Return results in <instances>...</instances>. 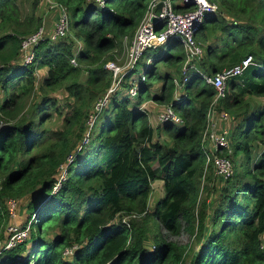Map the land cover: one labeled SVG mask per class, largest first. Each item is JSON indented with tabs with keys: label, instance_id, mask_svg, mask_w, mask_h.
Listing matches in <instances>:
<instances>
[{
	"label": "trees",
	"instance_id": "16d2710c",
	"mask_svg": "<svg viewBox=\"0 0 264 264\" xmlns=\"http://www.w3.org/2000/svg\"><path fill=\"white\" fill-rule=\"evenodd\" d=\"M55 1L66 8L68 32L40 38L32 60L21 63V38L42 24L40 0H0V188L25 195L30 219L29 238L1 245L0 264H264V101L252 98L264 95V0H209L217 8L203 12L195 30L203 53L183 70L181 42L171 35L115 73L104 63L115 62L149 0ZM189 6L173 2L176 10ZM43 22L49 33L53 25ZM247 54L251 62L225 80L215 105L228 114L219 123L228 126V147L214 150L231 161L222 178L204 167L211 150L200 137L214 88L197 69L212 74ZM58 89L68 110L56 129L43 123L61 115ZM148 99L170 104L181 118L160 122L164 143L153 139L142 106ZM155 177L163 194L148 210ZM180 231L191 239L189 252V243L169 238Z\"/></svg>",
	"mask_w": 264,
	"mask_h": 264
},
{
	"label": "built area",
	"instance_id": "2783aa9c",
	"mask_svg": "<svg viewBox=\"0 0 264 264\" xmlns=\"http://www.w3.org/2000/svg\"><path fill=\"white\" fill-rule=\"evenodd\" d=\"M49 6L56 10V16L52 29L49 33H45V27L43 23L36 29L24 35L19 43V61L21 63H28L33 58L34 44L42 37L47 35L50 39H56L65 35L69 29L68 15L65 6L55 0H45ZM98 3H102L103 0H97ZM173 2L187 3L189 8L185 10H176L173 7ZM159 5L157 6V4ZM217 8L216 3L209 0H149L146 9L136 25L133 35L130 38L126 48L125 56L122 65L118 66L112 60H108L104 63L106 67L113 69L115 73L117 70L125 67H130L135 64L136 59L142 53V51L148 46H152L157 43H162L168 36L174 35L178 37L181 42L185 59L183 61L182 70L186 68V65H192V61L198 60L202 53L203 47L195 40L196 26L202 20L203 12L215 11ZM155 17L154 21H151V17ZM160 21V25L156 28L154 23ZM79 43L76 42V46L79 47ZM251 55L247 54L243 56L239 61L223 67L222 69L213 72L212 74H203L201 70L197 69L198 73L214 88V93L209 105L205 111V125L201 132L200 141L205 148L211 151H205L204 167L211 166L213 172L222 178L227 177L231 173V161L228 156L219 154L214 150L216 148L228 147V126L219 125L222 120L228 119L226 111L218 112L215 105L218 100L224 96L225 92V80L235 74H239L244 67L251 62ZM69 62L73 65L76 64L75 53L69 57ZM115 63V64H114ZM140 79L144 78V75L139 73ZM110 87L107 89L109 91ZM135 84H132L128 89V95L135 94ZM98 97L94 103L92 111L89 116L94 117V110H98L100 106L106 100V93ZM157 121H171L180 122L181 118L178 113L171 107L170 104H165L157 113ZM90 123V122H89ZM69 159V157H67ZM63 174H60L59 178L53 183L52 188H56L59 184V179ZM7 210L10 214H14L16 210V200L9 198L6 201ZM30 219L24 225L8 224L7 233L2 241L3 247H9L16 242L24 239L29 232ZM258 247L261 252L264 253V228L259 235ZM65 253L71 252V247L64 249Z\"/></svg>",
	"mask_w": 264,
	"mask_h": 264
},
{
	"label": "rangeland",
	"instance_id": "374dc122",
	"mask_svg": "<svg viewBox=\"0 0 264 264\" xmlns=\"http://www.w3.org/2000/svg\"><path fill=\"white\" fill-rule=\"evenodd\" d=\"M39 7H41L42 14L49 19L50 21V26L53 25L54 19L56 16V10L52 9V7L49 6L48 2L45 0H40ZM46 11V12H45ZM206 26L208 25V22H205ZM44 25V24H43ZM49 26V27H50ZM133 35V33H132ZM132 37V36H131ZM130 38L126 40L125 47L122 51L118 52L115 54L114 61L115 63L120 66L122 65L124 61V56H125V48L129 42ZM81 44V41L77 42ZM81 46V45H80ZM155 52V49L152 50L149 54H153ZM114 63V64H115ZM203 74H207V71L202 69L201 70ZM40 69L36 70V73L39 74ZM140 73V69L137 67L135 70V76H137ZM173 76V81L177 82V77L179 76V71L175 72L172 74ZM81 79L84 78V74L81 75ZM159 88V81H155L154 84L151 87L152 92H158ZM180 91V88L177 86V90H175V93ZM1 94V92H0ZM57 98H59V102L62 105L61 107V115H57L55 113L51 114V117L49 120H46L43 124L47 127H55L56 129H59L62 127V114L66 112L68 109L65 106L66 97L63 96L64 91L62 89H58L53 93ZM254 101L257 102H262L264 101V95H254L253 97ZM26 101H28L26 98H22L23 105L26 104ZM165 105V103H157L153 100H146L142 106L146 107L147 110V122L151 127H155L153 130V139H157L158 142L164 143L167 139L166 134L164 133L163 129L160 126V123L157 121L156 116L158 111ZM91 111V110H90ZM19 115H16L15 117L11 118V120L18 118ZM88 123L92 121V116H88ZM76 130V128H75ZM153 166L156 165L155 162L152 163ZM63 171H61L60 174H62ZM4 176V171H0V181L2 177ZM1 183V182H0ZM24 191V190H23ZM163 194L162 190V184L159 178L155 177L154 179L150 180V192L147 200V208L150 210L152 208V205L154 204V201L159 198ZM202 196V193H200V197ZM9 198H14L16 200V210L14 214H10L7 210V205L6 201ZM18 208V209H17ZM0 210L2 212V222L0 226V247L2 245V241L4 240V237L6 236L7 233V226L8 224H15V225H24L27 223L26 219V213L27 209L25 208V195L22 194V192H18V195L16 194L15 191L12 190H1L0 188ZM126 214V213H125ZM123 214L122 217H127L128 215ZM142 214V213H141ZM133 215H136L133 213ZM138 215V213H137ZM26 219V220H25ZM154 222V221H153ZM152 220L149 219L148 223L152 224ZM155 227L159 228L161 232H165L164 228L162 226H159L156 222H154ZM30 234L29 232L27 233V236L25 238H29ZM24 238V239H25ZM169 238L176 240L181 243H189V248L187 249V252L190 250L191 244V239L190 237L183 231H180L177 234L174 235H169ZM188 259V257H186Z\"/></svg>",
	"mask_w": 264,
	"mask_h": 264
},
{
	"label": "crops",
	"instance_id": "0c3cea01",
	"mask_svg": "<svg viewBox=\"0 0 264 264\" xmlns=\"http://www.w3.org/2000/svg\"><path fill=\"white\" fill-rule=\"evenodd\" d=\"M53 9V8H52ZM38 12L41 14L42 16V23L44 24L43 20L45 19L47 22H50L48 18H46L43 14H42V11H41V7H39L38 5V8H37ZM46 12V11H45ZM160 180V179H159ZM161 181V180H160Z\"/></svg>",
	"mask_w": 264,
	"mask_h": 264
},
{
	"label": "water",
	"instance_id": "95a60500",
	"mask_svg": "<svg viewBox=\"0 0 264 264\" xmlns=\"http://www.w3.org/2000/svg\"><path fill=\"white\" fill-rule=\"evenodd\" d=\"M159 5V3L157 4V6ZM154 19H155V17L153 16V17H151V21H154ZM91 122L92 121H90V123L89 124H91Z\"/></svg>",
	"mask_w": 264,
	"mask_h": 264
}]
</instances>
